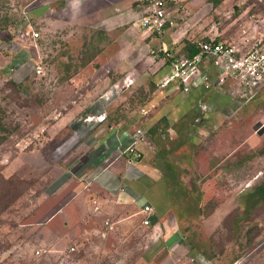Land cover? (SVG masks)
<instances>
[{
  "label": "rangeland",
  "instance_id": "rangeland-1",
  "mask_svg": "<svg viewBox=\"0 0 264 264\" xmlns=\"http://www.w3.org/2000/svg\"><path fill=\"white\" fill-rule=\"evenodd\" d=\"M212 4L173 0L172 37L180 33V43L186 34L220 33L247 47L264 40V0ZM34 5L0 0V264H144L146 230L126 210L104 208L85 181L99 169L97 159H113L98 141L109 123L132 121L139 104L130 99L160 98L111 65L115 42L91 28L55 34L49 23L44 30ZM36 63L45 75L34 73ZM121 77L129 87L103 107L108 117L82 116L85 95L99 109L100 95ZM195 111L192 119L158 120L143 158L174 167L167 185L186 247L220 264H257L264 258V85L198 102Z\"/></svg>",
  "mask_w": 264,
  "mask_h": 264
},
{
  "label": "crops",
  "instance_id": "crops-1",
  "mask_svg": "<svg viewBox=\"0 0 264 264\" xmlns=\"http://www.w3.org/2000/svg\"><path fill=\"white\" fill-rule=\"evenodd\" d=\"M33 2L35 5L32 11L35 21L44 30L48 29L49 23L53 31H58L55 34H63L67 28L74 27L78 31L91 28L97 31V34L115 42L117 49L111 65L118 72H132L129 77L130 85L139 86L140 91L146 87L148 94L160 98L157 101L145 100L143 104L142 100L145 96L139 98L133 96L130 101L139 106L131 116L132 121L128 120L116 126L109 123L104 128L105 137L98 141V145L100 150L107 151L106 153L113 154L114 157L108 161L104 160L106 157L103 156H101L103 160L97 159V164L100 163L99 169L85 181L86 184L94 185L93 190L96 192L98 202L102 203L104 208L114 207L121 213L126 210L128 214L126 217L134 218L146 230L148 241L142 253L144 264H174L189 256L195 257L197 264H220L219 259L211 255L210 257L201 255L197 249H189L183 244L184 238L180 234L179 225L181 216L180 213L174 215L172 212V192L167 185L174 180L175 175L169 171V167L171 170L174 167L169 165L166 159L151 161L145 160L142 155L139 159L128 161L129 156L123 154L132 142L135 129L143 128L146 131L143 138L136 143V148L142 154L149 141H154L151 135L158 120L164 121L178 114L182 118L192 119L197 114L195 107L198 102L205 103L206 100L213 102L221 94L230 96L228 86L205 89L200 83L193 86L184 96L173 84L163 89H155L154 85L157 86V82L169 72V66L162 57L152 55L151 48H156L163 42L165 47L175 48L180 53L188 54L186 41L195 43L198 40L222 39L221 41L235 43L224 34L208 32H203L201 39L194 38L191 32L189 33L191 37L186 34L179 43L177 41L182 39V36L179 37L180 33H178L172 37V31L170 32L172 27L168 23L163 34L158 36L139 25V19L143 14V5L139 0H33ZM97 52L95 54H98ZM114 60L122 63L117 64ZM88 63L90 61L81 64L79 68H84ZM203 68L210 69L207 63L203 64ZM210 71L212 73L213 69ZM128 85L123 77L114 82L108 93L113 92L115 95L101 94L99 98L102 106L95 110L94 98L92 99L90 92L87 93L85 98L89 106L82 116L89 118L101 116L103 119L108 117L109 112L103 107L116 102L115 99H122L123 91L129 87ZM142 118L146 121L143 126L133 125L135 119ZM132 126L135 127L130 130ZM156 186L158 192L154 190ZM144 205L151 206V211H143ZM144 218L149 219L146 225L142 222ZM261 251H264V248ZM233 262V264L238 263ZM257 264H264V258Z\"/></svg>",
  "mask_w": 264,
  "mask_h": 264
},
{
  "label": "built area",
  "instance_id": "built-area-1",
  "mask_svg": "<svg viewBox=\"0 0 264 264\" xmlns=\"http://www.w3.org/2000/svg\"><path fill=\"white\" fill-rule=\"evenodd\" d=\"M139 1L143 5L139 25L161 36L173 0ZM38 36L37 30L32 31V38L37 39ZM195 44L198 52L192 56L180 53L175 48L165 47L163 42L156 48H151L150 53L162 57L169 66V72L156 84L159 89L173 84L184 96L200 83L205 89L228 86L229 94L236 97L264 85V40L248 47L213 39L198 40ZM205 63L210 69L203 68ZM34 71L37 76L45 75L40 63H36ZM145 132L143 128L135 129L132 142L124 151L129 156L128 161L141 158L142 154L136 148V143L143 138ZM151 209L149 205L143 207L145 212H150ZM142 222L146 225L149 219L144 218ZM174 264H197V260L189 256Z\"/></svg>",
  "mask_w": 264,
  "mask_h": 264
},
{
  "label": "trees",
  "instance_id": "trees-1",
  "mask_svg": "<svg viewBox=\"0 0 264 264\" xmlns=\"http://www.w3.org/2000/svg\"><path fill=\"white\" fill-rule=\"evenodd\" d=\"M218 1H219V0H213V4H212V5H216V4L218 3ZM185 46H186V48H187L188 55H191V56H192V55H194L195 53L198 52V47H197L196 44L193 43V42L186 41ZM32 68H33V71H34V67H32ZM27 73H28V72H27ZM34 73H35V71H34ZM10 79H11L10 82H11L12 84H16V83H18L17 80H15V79H13V78H10ZM169 171H172L170 167H169ZM167 188H168V187H167Z\"/></svg>",
  "mask_w": 264,
  "mask_h": 264
}]
</instances>
